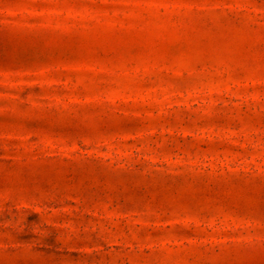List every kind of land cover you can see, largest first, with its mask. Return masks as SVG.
<instances>
[{
    "label": "rangeland",
    "instance_id": "obj_1",
    "mask_svg": "<svg viewBox=\"0 0 264 264\" xmlns=\"http://www.w3.org/2000/svg\"><path fill=\"white\" fill-rule=\"evenodd\" d=\"M0 264H264V0H0Z\"/></svg>",
    "mask_w": 264,
    "mask_h": 264
}]
</instances>
